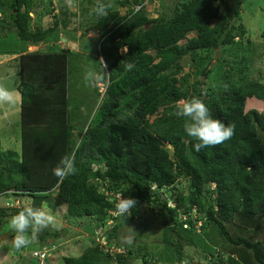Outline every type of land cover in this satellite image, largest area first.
Masks as SVG:
<instances>
[{
    "label": "trees",
    "instance_id": "obj_1",
    "mask_svg": "<svg viewBox=\"0 0 264 264\" xmlns=\"http://www.w3.org/2000/svg\"><path fill=\"white\" fill-rule=\"evenodd\" d=\"M69 2L57 0L55 9L50 0H0V35L15 31L22 42L3 63L14 61L18 68L21 148L19 154L0 149V196L28 202L0 208V227L27 208L42 211L46 202L65 208L66 222L90 224L91 245L85 242L61 264H133L137 258L150 264L147 245L137 251L120 245L119 229L155 214L162 226L155 264H189L186 248L209 264H264V83L250 78L242 66L245 55L234 65L210 67L214 50L244 49L238 12L226 0H177L169 13L150 18L145 0H114L126 7L128 14L120 16L112 1L100 0L105 15L93 11L86 29L99 34L93 84L100 103L75 131L68 98L72 53L56 36L75 17ZM45 16L51 21L44 28ZM39 43L48 48L28 51ZM186 59L189 74H183ZM192 98L201 99L214 119L234 126L230 139L192 150L197 141L184 132L187 119L176 114L179 103ZM252 98L263 110L246 106ZM65 157L74 161L75 172L60 178L54 169ZM182 181L184 190L177 187ZM120 197L137 201L130 216L116 212ZM109 218L114 223L104 228ZM26 235L36 236L31 230Z\"/></svg>",
    "mask_w": 264,
    "mask_h": 264
},
{
    "label": "rangeland",
    "instance_id": "obj_2",
    "mask_svg": "<svg viewBox=\"0 0 264 264\" xmlns=\"http://www.w3.org/2000/svg\"><path fill=\"white\" fill-rule=\"evenodd\" d=\"M69 1V12L74 13L75 17L70 18V22L66 29L59 28L56 32V36L59 37L58 44L61 45L62 48L69 49L72 53L68 61L70 72L68 98L70 100V112L74 111L75 113V115L72 116L71 123L75 126V131H78L83 124L82 122L85 121V124H88L97 105L100 103V98L98 93L96 94L95 92L93 82L90 83L85 79L88 72H94L97 76L98 71L99 34L93 30L86 32V29L92 24V13L98 3H100V0H92V4H89L87 0ZM109 1H112V4L114 3V0ZM176 1L177 0H145L143 3L144 12L150 18H155L162 13L167 14ZM226 1L232 9L238 12L240 22L245 28V37L243 38L244 40H242V47H244V49L241 51L233 48H229L228 50L223 48L214 50L211 55L212 62L210 67L217 64L223 66V61L234 65L233 63L237 60V57L240 56V58H242V56L245 55L247 62L245 64L242 63V66H248L250 78L264 83V0ZM215 5L219 6L218 3ZM113 6L118 10L120 16L128 14L126 7H120L115 3ZM56 9H58V7ZM50 21L49 17L45 16L43 18L42 24L44 28ZM193 36V34H190L188 38ZM0 37L5 39V41H0V47L2 46L3 49L1 52L4 53V55H0V59H4V57L5 59L10 58V56L15 53L18 46L20 48L22 47V42L16 37L15 31L9 32L7 35L1 34ZM184 43L185 41L180 42V44ZM29 47L28 51H43L48 48V46L43 43ZM183 66V74L191 73V67L187 59L184 61ZM18 83L19 75L16 63L12 61L4 66L0 65V87H6L14 92L13 102H0V149L8 151L9 153L13 152L19 154L21 148V126L19 116L20 95L16 88ZM96 87L98 89L97 92L104 93L105 88L103 85L97 84ZM252 99H250L246 106H252L254 109L261 110L263 104H256L258 100ZM179 105H182V102H180ZM153 119L154 117L150 120L152 121ZM77 136L78 133L76 132L74 137L77 138ZM167 148L171 151L169 146H167ZM185 186V181L177 185V187L182 190L185 189ZM167 195H169V193H167L166 196ZM27 203L25 199L11 201L10 198L0 196V208L20 209ZM41 212L49 216L51 222L47 227L39 231L29 228L36 236L33 238L34 240H31V238L29 239L26 235L29 243L19 250H16L13 246L16 234H13L14 230L10 227L12 217L2 223L0 227V264H37L30 258L32 252L36 250L45 251V264H61L64 256H76L77 253L81 252V250H83L82 244L85 242L88 246L91 245V236L86 240L88 234L86 228H90V224L86 221L77 223L73 220L72 222L67 220L66 222L63 215L65 213V208H52L46 202L43 204ZM148 217L150 220L142 221L141 224L140 220L125 221V225L119 229V243L120 245H131L136 251L141 245H147L148 249L144 251L153 252L147 259L150 264H155V261H157V254L160 253L162 249V245L159 241L162 234V226L161 220L155 214H149ZM111 223L114 222L109 218L103 227L107 228ZM103 227L102 229L105 230ZM131 230L135 232V234L132 243L129 244L126 240ZM213 230V227H207L206 233L213 237L211 232ZM56 234L60 236L55 237ZM43 240H45V242H43ZM81 240L84 242L82 243ZM96 241L101 244V239L98 235H96ZM103 243L105 244V242ZM112 251L115 253H124L123 249L118 248H114ZM249 253L246 257L251 261L252 256H250L251 253ZM185 254L190 257L189 264H209L203 254L193 249L186 248ZM133 264L143 263L137 258Z\"/></svg>",
    "mask_w": 264,
    "mask_h": 264
},
{
    "label": "clouds",
    "instance_id": "obj_3",
    "mask_svg": "<svg viewBox=\"0 0 264 264\" xmlns=\"http://www.w3.org/2000/svg\"><path fill=\"white\" fill-rule=\"evenodd\" d=\"M94 12L97 16L105 15V5L98 3ZM129 68H131V65H129ZM85 79L90 83L94 82L96 73L88 72ZM13 100L14 92L6 87H0V102L11 103ZM176 114L179 117L187 119L184 132L187 137L197 141L192 145L193 151L199 152L201 149L209 146L221 144L230 139L234 134V126L225 125L220 120L214 119L209 108L199 98H192L191 100L183 102ZM74 172V161L70 157L63 158L59 166L54 169V174L60 178L72 175ZM121 197L115 206V210L119 215L130 216L132 210L136 207L137 201L132 198ZM50 222L51 218L49 216L33 208H27L13 216L10 221V227L16 233L13 244L14 248L19 250L29 243L26 237L29 228L39 231L47 227ZM134 234L135 232L131 230L126 240L127 243H132Z\"/></svg>",
    "mask_w": 264,
    "mask_h": 264
},
{
    "label": "built area",
    "instance_id": "obj_4",
    "mask_svg": "<svg viewBox=\"0 0 264 264\" xmlns=\"http://www.w3.org/2000/svg\"><path fill=\"white\" fill-rule=\"evenodd\" d=\"M50 1L52 3L53 8L56 9L57 0H50ZM1 18L2 17L0 16V19ZM114 216H115V214H114ZM200 225H201V223L199 222L198 224H196L195 228L196 227L199 228ZM99 233H101V231ZM31 257L34 258V259H36L39 264H45V262H44L45 261V258H46L45 251L44 252L43 251H35V252H32Z\"/></svg>",
    "mask_w": 264,
    "mask_h": 264
},
{
    "label": "crops",
    "instance_id": "obj_5",
    "mask_svg": "<svg viewBox=\"0 0 264 264\" xmlns=\"http://www.w3.org/2000/svg\"><path fill=\"white\" fill-rule=\"evenodd\" d=\"M28 48H30V47H28ZM14 57H15V56H13V58H14ZM13 58H12V59H13ZM4 62H5V60H4V59H3V60H2V59H0V65H1V66L3 65V63H4Z\"/></svg>",
    "mask_w": 264,
    "mask_h": 264
}]
</instances>
